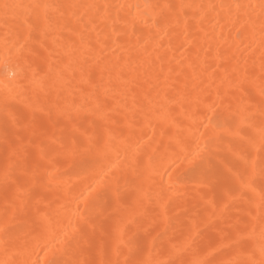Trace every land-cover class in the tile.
<instances>
[{"label":"snow or ice","instance_id":"6c2138e0","mask_svg":"<svg viewBox=\"0 0 264 264\" xmlns=\"http://www.w3.org/2000/svg\"><path fill=\"white\" fill-rule=\"evenodd\" d=\"M0 11L5 23L15 12L20 28L27 31V39L19 45L15 71L0 91V185L6 192L26 187L37 147L43 145L45 155L44 150L51 148L42 139L48 135L42 113L49 120L56 115L64 118L66 128L79 123V113H88L86 119L91 118V125L97 128L94 134L86 135L91 128L80 124L53 142L58 145L56 151L73 158L77 175L85 179L115 148L112 121L117 114L133 120L151 119L182 109L194 116L198 114L194 109L213 112L221 104H226L232 115L227 125L217 123L216 127L226 130L219 137L205 134L202 142H188L195 143L194 148H179L175 159L169 161L168 172L187 162L205 176V166L217 163L213 147L223 140L237 148L227 165L219 161L231 166L228 171L235 168L244 175L254 166L246 146L257 137L264 142V0L259 4L250 0L143 4L38 0L28 4L0 2ZM138 23L148 26L147 38L135 35ZM257 27L262 49L261 100L254 110L241 90L250 91L255 82V61L243 53L237 56L229 40L235 34L246 43ZM221 40L225 47H220ZM217 60L222 62L217 64ZM218 68L224 69L225 76L213 99L210 88L216 81L209 83L210 73L215 75ZM206 126L197 125V133ZM231 137H239V141ZM141 151L146 148L131 141L123 148L131 158ZM119 162V157L110 161L109 170ZM260 174L264 178V160ZM176 187L172 184L169 190ZM216 203L224 205L226 227L213 224L211 217L193 214L178 198L134 239L114 238L98 230L95 219L86 214L83 229L65 242V250L72 249L76 257L66 264H98L88 258L93 251L106 254L103 264H264V182L259 192L251 183L223 188ZM240 205L244 206L243 214L231 216V209ZM10 211L6 206L0 218V247L27 248L30 241L26 237L20 242L17 226L8 222ZM209 228L218 231L206 239ZM60 241L57 236L56 242ZM113 243L115 259L111 255ZM48 247L42 248L45 255ZM48 264L61 262L53 258Z\"/></svg>","mask_w":264,"mask_h":264},{"label":"bare ground","instance_id":"6f19581e","mask_svg":"<svg viewBox=\"0 0 264 264\" xmlns=\"http://www.w3.org/2000/svg\"><path fill=\"white\" fill-rule=\"evenodd\" d=\"M7 3H35L38 0H0ZM124 4L167 3L169 0H116ZM180 3L182 0H175ZM253 4H259L260 0H250ZM0 11V91H3L7 83V76L15 71L17 57L21 54L19 45L27 39L26 29L19 26L17 14L12 12L7 17ZM23 32L22 37L20 33ZM137 38H147L149 35L148 26L137 25L135 32ZM227 36V34H225ZM43 38H41L42 42ZM178 43V41H174ZM191 44V41H189ZM235 47L232 51L239 56L255 61L256 79L251 90H241L245 102L252 105L254 110L258 109L260 96V56L261 36L259 29L246 43L233 34L229 44ZM220 47H225V42H219ZM239 48V51H237ZM179 55V53H177ZM222 61L217 60L220 64ZM51 63V60H49ZM224 69L218 68L215 75L210 73V81L215 80L216 84L210 88L213 99L220 81L224 78ZM247 88V86H246ZM35 99V94H33ZM46 102V98L43 99ZM24 101L21 102L23 106ZM115 108V105H113ZM198 113L189 116L182 109L172 113H161L151 119L133 120L122 114H117L112 121L115 132V148L109 157L102 160L92 171L88 179L77 175L79 169L74 167V160L65 157L55 148L58 147L54 141L66 136L72 128H79L83 124L91 131L86 135H92L97 128L91 125V118L87 112L77 115L78 124L65 127L66 120L59 115L49 120L46 114L43 116V123L48 132L45 140L51 146L45 149L46 155L41 152L43 145L35 150L31 157L33 172L29 176L27 185L24 188L5 191L0 185V218L3 217L5 207L10 206L8 222L17 226L16 235L20 242L27 237L30 241L27 248L19 245L8 250L0 247V264H48V261L55 258L66 264L67 261L75 259L72 249L65 250V242L83 229V218L86 214L91 215L96 221L98 230L112 234L114 238L134 239L143 231L150 228L158 214L164 211L166 205H171L178 198L181 203L187 206L193 214H202L211 217L213 224L226 227L224 221V205L217 204L221 189L230 185L253 184L259 192V185L264 182L260 174L261 161L264 160V149L259 137L247 145L251 153L254 166L241 175L237 169L228 171V159L233 158V152L237 150L234 144L228 140L219 141L213 151L218 153L217 163L214 166H205L206 175L202 177L200 170H192L187 163L178 164L172 171L168 172V165L171 159H175L179 148L187 149L190 141L197 143L204 141L205 134L219 137L226 129L216 127V124L227 125L232 113L226 104H221L213 112L206 108L194 109ZM205 123V128H200L197 133L196 126ZM83 131V129H81ZM194 133H197L194 135ZM244 133L241 132L240 136ZM239 141V137H231ZM139 143L146 151L137 152L135 158L123 152L125 143ZM119 157V164L109 170L110 161ZM219 161H223L221 165ZM3 167L2 149H0V168ZM203 179V183L200 181ZM177 187L169 190L170 185ZM244 206L240 205L231 209V216L243 214ZM213 213L216 216L213 217ZM218 229L209 228L205 238L215 235ZM57 236L61 237L56 242ZM46 249L47 255L42 248ZM112 258H116L115 243L112 246ZM84 257L82 256L81 259ZM88 258L96 259L98 264H103L107 258L101 251H93Z\"/></svg>","mask_w":264,"mask_h":264}]
</instances>
